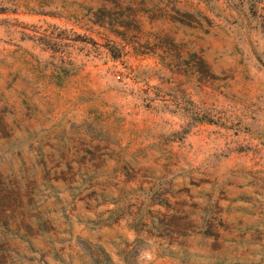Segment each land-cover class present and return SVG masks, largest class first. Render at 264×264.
<instances>
[{
	"label": "rangeland",
	"instance_id": "1",
	"mask_svg": "<svg viewBox=\"0 0 264 264\" xmlns=\"http://www.w3.org/2000/svg\"><path fill=\"white\" fill-rule=\"evenodd\" d=\"M0 264H264V0H0Z\"/></svg>",
	"mask_w": 264,
	"mask_h": 264
},
{
	"label": "trees",
	"instance_id": "2",
	"mask_svg": "<svg viewBox=\"0 0 264 264\" xmlns=\"http://www.w3.org/2000/svg\"><path fill=\"white\" fill-rule=\"evenodd\" d=\"M128 18H131V15H130ZM132 19H133V18H132Z\"/></svg>",
	"mask_w": 264,
	"mask_h": 264
}]
</instances>
